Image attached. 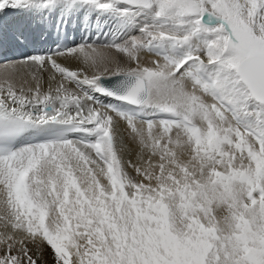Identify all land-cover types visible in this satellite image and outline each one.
Returning a JSON list of instances; mask_svg holds the SVG:
<instances>
[{"label":"snow or ice","instance_id":"obj_1","mask_svg":"<svg viewBox=\"0 0 264 264\" xmlns=\"http://www.w3.org/2000/svg\"><path fill=\"white\" fill-rule=\"evenodd\" d=\"M264 264V0H0V264Z\"/></svg>","mask_w":264,"mask_h":264},{"label":"rangeland","instance_id":"obj_2","mask_svg":"<svg viewBox=\"0 0 264 264\" xmlns=\"http://www.w3.org/2000/svg\"><path fill=\"white\" fill-rule=\"evenodd\" d=\"M49 264H50V261H49Z\"/></svg>","mask_w":264,"mask_h":264}]
</instances>
